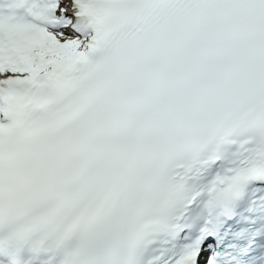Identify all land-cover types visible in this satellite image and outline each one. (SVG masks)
Wrapping results in <instances>:
<instances>
[{
	"label": "snow or ice",
	"instance_id": "6c2138e0",
	"mask_svg": "<svg viewBox=\"0 0 264 264\" xmlns=\"http://www.w3.org/2000/svg\"><path fill=\"white\" fill-rule=\"evenodd\" d=\"M0 264H264V0H0Z\"/></svg>",
	"mask_w": 264,
	"mask_h": 264
}]
</instances>
